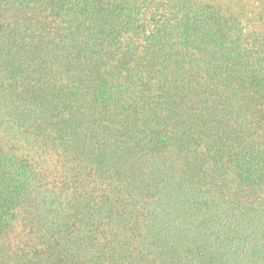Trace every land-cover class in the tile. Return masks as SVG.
I'll use <instances>...</instances> for the list:
<instances>
[{
	"label": "trees",
	"instance_id": "16d2710c",
	"mask_svg": "<svg viewBox=\"0 0 264 264\" xmlns=\"http://www.w3.org/2000/svg\"><path fill=\"white\" fill-rule=\"evenodd\" d=\"M240 20L0 0V264H264V33Z\"/></svg>",
	"mask_w": 264,
	"mask_h": 264
},
{
	"label": "rangeland",
	"instance_id": "374dc122",
	"mask_svg": "<svg viewBox=\"0 0 264 264\" xmlns=\"http://www.w3.org/2000/svg\"><path fill=\"white\" fill-rule=\"evenodd\" d=\"M212 5L221 6L224 10H229L240 17L243 26L248 29L257 30L264 33V0H203ZM264 35V34H263ZM5 135L6 145L10 143L8 131H2ZM16 136L13 137L15 139Z\"/></svg>",
	"mask_w": 264,
	"mask_h": 264
}]
</instances>
